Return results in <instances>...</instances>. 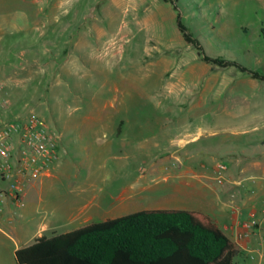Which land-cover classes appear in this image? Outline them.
I'll list each match as a JSON object with an SVG mask.
<instances>
[{"label": "rangeland", "instance_id": "rangeland-1", "mask_svg": "<svg viewBox=\"0 0 264 264\" xmlns=\"http://www.w3.org/2000/svg\"><path fill=\"white\" fill-rule=\"evenodd\" d=\"M179 20L205 54L260 77L205 62ZM33 113L56 137L59 179L40 206L5 214L0 264H16L13 239L26 247L42 225L51 237L187 206L167 198L176 180H139L189 165L160 163L162 154L195 155L190 165L210 173L244 169L243 187L264 208V181L248 179L264 163V0H0V127ZM125 187L132 200L121 205Z\"/></svg>", "mask_w": 264, "mask_h": 264}, {"label": "trees", "instance_id": "trees-1", "mask_svg": "<svg viewBox=\"0 0 264 264\" xmlns=\"http://www.w3.org/2000/svg\"><path fill=\"white\" fill-rule=\"evenodd\" d=\"M187 43L205 62L259 74L233 60L204 53L179 20ZM241 248L210 216L199 211L151 209L92 223L18 249V264H234Z\"/></svg>", "mask_w": 264, "mask_h": 264}, {"label": "crops", "instance_id": "crops-1", "mask_svg": "<svg viewBox=\"0 0 264 264\" xmlns=\"http://www.w3.org/2000/svg\"><path fill=\"white\" fill-rule=\"evenodd\" d=\"M59 137L61 140L62 136L59 135ZM159 157L160 159L157 161L160 163H164L168 159H171L173 163H188L189 165H187L183 171L168 174L166 170H169V168L161 166L159 169L160 172L158 171L159 173L150 172L149 174H142L139 180L149 177L154 179V176H156L154 181L155 184L160 182L168 183L170 180H176L172 185L174 193L167 198L186 202L185 204L187 206L176 209L203 212L214 219L240 246L241 253L237 258H240L241 263L248 264L249 260H256L254 258H249V253H264V208L258 207L257 197H254L252 194L249 196L250 189L248 188L247 190V188L243 187L245 178L242 175L246 173L244 169L240 170L238 173V166L234 168L224 165L226 167L224 172L217 168L215 172L210 173L206 170H199L197 165H190L195 163V155L186 154L185 156H179L171 154L168 156L162 154ZM221 165L223 164H219L218 166ZM203 167L205 168V166ZM59 169L60 158L52 165L50 170L40 178L41 180L39 182L28 177L20 176L19 174H14L11 178L0 182V222L3 224L6 223V221L11 222L10 219L6 218L5 214H12L13 207L17 209L23 208L27 203L33 206L37 202L40 206L41 203L44 202L42 193L45 192V184L48 183L49 191L51 189L54 191V185L59 179ZM250 169H260L261 171L258 174H251L248 177L250 181H264V163L261 164L257 162L252 165ZM164 172L166 174H163ZM256 184L255 187H258V189L263 192V195L264 186H261L262 183ZM130 191V187H125L123 189V196L120 198L121 205L132 200ZM127 193L128 195L125 196ZM219 218L224 221L219 223ZM91 219V217H87L85 221L88 222ZM50 226L42 225L39 233L34 237L35 240L38 237L44 236V233L50 229ZM20 230L21 228H14V233L17 235L18 239L21 235ZM52 232L56 231L53 230ZM54 234L57 235L56 233ZM13 240L15 259V252L23 247H20L16 239ZM259 256L260 258L256 262H250L249 264H264V258H262L261 254H259ZM16 264H18L17 261Z\"/></svg>", "mask_w": 264, "mask_h": 264}, {"label": "built area", "instance_id": "built-area-1", "mask_svg": "<svg viewBox=\"0 0 264 264\" xmlns=\"http://www.w3.org/2000/svg\"><path fill=\"white\" fill-rule=\"evenodd\" d=\"M58 158L56 137L40 115L33 113L0 127V182L14 174L37 180ZM259 254L264 258V253Z\"/></svg>", "mask_w": 264, "mask_h": 264}]
</instances>
